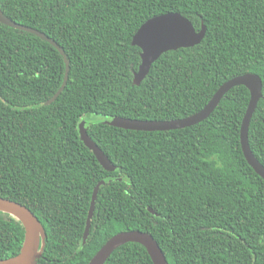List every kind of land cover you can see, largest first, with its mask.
Masks as SVG:
<instances>
[{
    "label": "trees",
    "instance_id": "1",
    "mask_svg": "<svg viewBox=\"0 0 264 264\" xmlns=\"http://www.w3.org/2000/svg\"><path fill=\"white\" fill-rule=\"evenodd\" d=\"M4 16L54 41L0 23V197L30 209L47 233L37 264H88L116 234L151 235L169 264H264V179L240 130L250 92L229 91L205 121L166 132L118 129L113 118L172 121L200 112L227 81L263 82L249 128L264 166V0H0ZM179 13L203 41L163 54L136 86L149 19ZM92 116L102 118L92 119ZM116 167L106 171L80 125ZM100 187L88 240L92 196ZM151 209L152 212L149 210ZM20 222L0 213V261L19 255ZM105 264H153L130 243Z\"/></svg>",
    "mask_w": 264,
    "mask_h": 264
},
{
    "label": "water",
    "instance_id": "2",
    "mask_svg": "<svg viewBox=\"0 0 264 264\" xmlns=\"http://www.w3.org/2000/svg\"><path fill=\"white\" fill-rule=\"evenodd\" d=\"M0 23L10 28L34 34L50 43L64 55V51L58 46V44L49 39L45 34L33 28L25 27L13 22L4 16L1 9ZM205 35L206 27L204 25L199 31H197L193 23L179 13H168L149 19L141 26L132 41L133 46L141 49V64L138 72H135L134 74V84L140 86L149 74L153 64L163 54L169 51H177L182 48H193L203 41ZM64 59L66 64L64 81L53 100L64 91L69 78L70 63L65 55ZM238 86H245L251 95L249 106L240 130L242 151L249 165L264 179V166L253 154L249 142L250 123L258 103L263 98V82L256 74L247 73L225 82L200 112L184 119L172 121H140L125 118H113L104 123L118 129L142 132H166L189 128L208 119L217 109L225 95ZM79 131L81 141L94 153L99 164L108 172L115 171L116 167L88 135L86 122L81 123ZM103 184L104 182H101L94 190L87 225L83 236V244L88 240L96 201L100 187ZM149 210L152 212L151 209ZM0 213L8 215L20 222L25 231L24 243L19 255L11 259L2 260L0 261V264H37L38 260L43 256L47 242V233L41 221L27 207L1 197ZM130 243L143 246L150 255L153 264H169L157 241L151 235L140 231L121 232L116 234L97 252L88 264H105L117 249Z\"/></svg>",
    "mask_w": 264,
    "mask_h": 264
},
{
    "label": "rangeland",
    "instance_id": "3",
    "mask_svg": "<svg viewBox=\"0 0 264 264\" xmlns=\"http://www.w3.org/2000/svg\"><path fill=\"white\" fill-rule=\"evenodd\" d=\"M92 119H95V120H101L102 118H99L97 116H92Z\"/></svg>",
    "mask_w": 264,
    "mask_h": 264
}]
</instances>
